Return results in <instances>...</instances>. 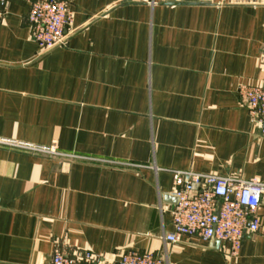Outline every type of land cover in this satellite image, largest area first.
<instances>
[{"label": "crops", "instance_id": "1", "mask_svg": "<svg viewBox=\"0 0 264 264\" xmlns=\"http://www.w3.org/2000/svg\"><path fill=\"white\" fill-rule=\"evenodd\" d=\"M63 1L74 20L47 51L28 1L2 6L0 264H53L58 251L118 264L128 250L264 264V195L237 257L225 243L164 240L172 170L264 181V134L239 96L264 86V0Z\"/></svg>", "mask_w": 264, "mask_h": 264}, {"label": "built area", "instance_id": "2", "mask_svg": "<svg viewBox=\"0 0 264 264\" xmlns=\"http://www.w3.org/2000/svg\"><path fill=\"white\" fill-rule=\"evenodd\" d=\"M28 21L32 38L42 51L65 44L74 14L63 0H27ZM0 0V19L2 6ZM151 2H154L152 0ZM241 101L253 121L261 125L264 134V86L244 84L239 88ZM32 149L73 159H86L59 152L52 147L30 146ZM174 195L178 203L172 207L173 230L164 235L167 243H181L192 237L202 241L216 240L228 245V254L239 255L245 238L260 230L259 208L264 195V181L244 179L192 170H172ZM53 264H97L92 252L68 256L55 252ZM118 264H168L164 255L148 251L128 250Z\"/></svg>", "mask_w": 264, "mask_h": 264}, {"label": "water", "instance_id": "3", "mask_svg": "<svg viewBox=\"0 0 264 264\" xmlns=\"http://www.w3.org/2000/svg\"><path fill=\"white\" fill-rule=\"evenodd\" d=\"M183 3H187V2H183ZM175 199H176V201H175V205H176L178 203V198L175 196ZM212 242H216L217 244H220V242L216 241V240H212Z\"/></svg>", "mask_w": 264, "mask_h": 264}]
</instances>
